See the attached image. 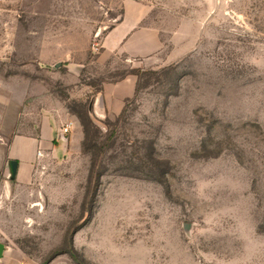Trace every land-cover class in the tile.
Segmentation results:
<instances>
[{
  "label": "rangeland",
  "instance_id": "rangeland-1",
  "mask_svg": "<svg viewBox=\"0 0 264 264\" xmlns=\"http://www.w3.org/2000/svg\"><path fill=\"white\" fill-rule=\"evenodd\" d=\"M124 1L0 0V134L44 123L0 242L21 264H264V0H138L166 41L146 63L102 49Z\"/></svg>",
  "mask_w": 264,
  "mask_h": 264
},
{
  "label": "crops",
  "instance_id": "crops-1",
  "mask_svg": "<svg viewBox=\"0 0 264 264\" xmlns=\"http://www.w3.org/2000/svg\"><path fill=\"white\" fill-rule=\"evenodd\" d=\"M123 10L122 18L106 30L102 39V49L106 54L121 53L129 59H141L142 63H146L163 51L166 41L163 39L159 28L143 24L148 15L143 3L138 0H125ZM172 45L174 49L168 56L170 61L176 60L178 54L187 46L186 43ZM102 98L106 108L104 94ZM43 124L41 125L39 139L14 136L11 140L6 141L3 135L0 134V185L3 188L9 185V179L12 175L16 177L18 182L28 179L33 162L44 155L43 153L38 155V152H35L34 155L31 153L30 156L24 155L31 144L43 141ZM13 162H16L14 169ZM3 245L4 249L0 264H21L18 258L19 255H16L10 247Z\"/></svg>",
  "mask_w": 264,
  "mask_h": 264
},
{
  "label": "water",
  "instance_id": "water-1",
  "mask_svg": "<svg viewBox=\"0 0 264 264\" xmlns=\"http://www.w3.org/2000/svg\"><path fill=\"white\" fill-rule=\"evenodd\" d=\"M102 109L104 111V104H103V98L102 95H100L95 103V110L101 114L102 113ZM14 166L13 169L15 168V164L16 162H13ZM3 249H4V245L2 243H0V258L2 257L3 254Z\"/></svg>",
  "mask_w": 264,
  "mask_h": 264
},
{
  "label": "built area",
  "instance_id": "built-area-1",
  "mask_svg": "<svg viewBox=\"0 0 264 264\" xmlns=\"http://www.w3.org/2000/svg\"><path fill=\"white\" fill-rule=\"evenodd\" d=\"M68 128H69V126L65 130H67ZM39 155H41V152H39Z\"/></svg>",
  "mask_w": 264,
  "mask_h": 264
}]
</instances>
